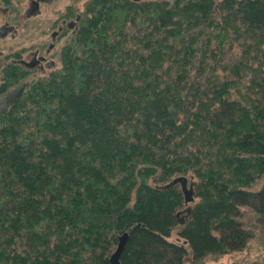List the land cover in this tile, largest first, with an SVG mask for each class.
<instances>
[{
    "label": "trees",
    "instance_id": "obj_1",
    "mask_svg": "<svg viewBox=\"0 0 264 264\" xmlns=\"http://www.w3.org/2000/svg\"><path fill=\"white\" fill-rule=\"evenodd\" d=\"M57 21V67L0 72V264H110L125 233L120 264L242 252L264 224V0L72 1Z\"/></svg>",
    "mask_w": 264,
    "mask_h": 264
},
{
    "label": "rangeland",
    "instance_id": "obj_2",
    "mask_svg": "<svg viewBox=\"0 0 264 264\" xmlns=\"http://www.w3.org/2000/svg\"><path fill=\"white\" fill-rule=\"evenodd\" d=\"M5 1L11 2L6 5ZM81 6L84 0H0V72L14 57L31 62L39 52L46 61L43 68H33V76H43L58 66L57 52L60 41H52L59 14L71 2ZM37 4L36 6L33 4ZM52 45L48 53L46 50ZM1 83V79H0ZM188 260V258H187ZM207 264H264V224L258 227L246 248L239 253L227 254Z\"/></svg>",
    "mask_w": 264,
    "mask_h": 264
},
{
    "label": "water",
    "instance_id": "obj_3",
    "mask_svg": "<svg viewBox=\"0 0 264 264\" xmlns=\"http://www.w3.org/2000/svg\"><path fill=\"white\" fill-rule=\"evenodd\" d=\"M78 19V18H77ZM73 23H70L69 24V27L72 28L73 27ZM57 35V32H54L52 34V39L54 40L55 37ZM52 47V45L49 46V49ZM41 61L44 60L43 57L40 58ZM37 61L35 62H32V63H28V64H25L27 67L29 68H32L36 65ZM174 184H180V187H181V190H182V193L184 195V199H185V203L188 204V203H191L193 201V190H192V186L188 184V180L184 177H180V178H177L173 181ZM182 220H181V224H182ZM127 238H128V234L125 233L123 234L122 236L119 237L118 239V244H117V247H116V250L115 252L111 255L110 259H109V262L110 264H120L119 263V257L124 249V246H125V243L127 241Z\"/></svg>",
    "mask_w": 264,
    "mask_h": 264
},
{
    "label": "flooded vegetation",
    "instance_id": "obj_4",
    "mask_svg": "<svg viewBox=\"0 0 264 264\" xmlns=\"http://www.w3.org/2000/svg\"><path fill=\"white\" fill-rule=\"evenodd\" d=\"M33 5L36 6L37 4L34 3ZM49 50H50V49H49V47H48V50H46L45 53L47 54ZM41 57L44 58L43 61L40 60ZM35 61H37L36 65H35L34 67L30 68V69H33V68H35V67H37V66L40 67V68H43V64H44V62L46 61V58H45L43 55H39V52H35V53L33 54L32 61H31V62H28V63H32V62H35ZM19 62H20L21 64H23L24 66H26L25 64H28L27 62L23 61L22 59L19 60ZM26 67H27V66H26ZM28 68H29V67H28Z\"/></svg>",
    "mask_w": 264,
    "mask_h": 264
}]
</instances>
